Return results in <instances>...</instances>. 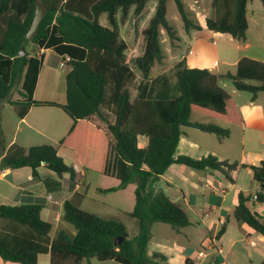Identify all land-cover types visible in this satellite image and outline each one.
<instances>
[{"label":"trees","instance_id":"trees-1","mask_svg":"<svg viewBox=\"0 0 264 264\" xmlns=\"http://www.w3.org/2000/svg\"><path fill=\"white\" fill-rule=\"evenodd\" d=\"M150 1L0 0V102H9L19 117L25 116L34 105L62 107L73 119V124L59 144L77 153L85 171L92 170L121 181L118 187L105 191L136 182L135 205L130 215L138 223V233L131 236L123 221L86 210L78 200L70 198L63 204V219L77 229V234L60 228L52 236L53 224L42 217V204H0V218L23 227L22 232L0 233V256L4 260L38 264L39 254L50 253L51 264L90 263L93 257L123 264L167 261L163 252H149L154 237L153 223H169L177 231L193 224L179 202L164 190L155 189L161 175L173 165L188 166L196 171L215 170L230 182H235V171L251 168L261 188L256 194L239 191L233 214L237 221L264 236L261 215L248 205L252 198L264 203V159L249 164L221 160L214 154L201 158L177 154L183 126H195L225 139L231 131L219 122L242 125L238 107L220 80L230 79L237 90L251 93L255 100L264 92V61L243 56L235 72L221 74L206 67H191L184 57L174 67L177 94H172L176 87L171 83L174 76L168 72L156 77L148 91L147 79L153 67L163 63L166 57L162 46L163 30L173 42L180 38L167 17L168 0H157L155 12L149 18ZM249 1L212 0L214 12L206 17V27L245 40L249 28ZM39 2L44 5V16L38 29L28 38ZM261 2L264 7V0ZM176 3L185 31L203 28L186 9L183 0H176ZM103 13L108 15L107 25L100 20ZM131 14V19L139 16L140 20H146L140 31L142 54L135 59L143 75L136 96L131 91L136 71L128 61V44L121 31V25L131 21ZM30 44L51 48L64 58L71 57L70 68L65 74V103L34 98L42 59L31 53ZM22 47L26 49L24 55L19 54ZM18 85L21 98L13 99L12 93ZM107 87L112 90L110 98ZM170 93L173 96L163 97ZM112 101L116 104L114 110L109 107ZM193 113L213 121H192ZM140 136L147 137L146 146L139 144ZM4 142L0 121V151L4 149ZM1 166H29L35 179L39 178L40 166L60 176L69 174L72 180L77 175L75 166L65 161L57 145L49 143L30 147L14 143L1 158ZM225 232L226 222L217 232V238L220 240ZM121 237H124L123 242L116 244V239ZM193 263L194 259L186 257L185 264Z\"/></svg>","mask_w":264,"mask_h":264},{"label":"crops","instance_id":"crops-1","mask_svg":"<svg viewBox=\"0 0 264 264\" xmlns=\"http://www.w3.org/2000/svg\"><path fill=\"white\" fill-rule=\"evenodd\" d=\"M251 6L254 8H252ZM255 7L256 9H258L260 17H262V22H252V20H254ZM250 12L251 15H249ZM262 12H264V9L261 8V5L260 3H258V1L250 0L248 2L249 28L247 31L246 39L243 41L237 40L227 33L214 32L212 30H209L206 27L205 22L207 16L204 18L203 21H198L199 23H201L203 28L200 30H191L190 32L186 31V36L190 38V42H187L186 40L184 41L183 38L180 37L176 40V43H173L174 52L176 53V49H179L181 47V43L184 42V52L179 53L178 55L174 53L173 58H170L168 55L165 54L166 57L164 59V62L161 63L162 69L158 71L155 75H150L147 79L148 85L150 84V87H148V91L152 88L153 81L156 79V77L165 72L170 73V71L174 69L175 65L184 57L186 58L188 65L191 67H206L214 72H218L221 74L227 72H235L237 68V63L243 56H248L264 61V13ZM31 53H36L42 59V63L39 70L38 82L34 90V98L37 100L56 101L60 104L65 103V90L62 96H55V92H53L52 87H50V83L52 82V78L54 76L53 70L57 67H60V62L64 59V57L62 55L57 54L51 48H38L35 45L32 46ZM169 59L171 60L170 63L168 62ZM131 68L136 71L135 80L138 81L137 92L133 95L136 96L139 92V85L143 80V75L136 67L131 66ZM43 76L47 78V87L46 89H44V91H40L39 83L41 77ZM15 90H17L18 92L17 95L14 94ZM15 90L12 93V98H21V86L18 85ZM227 91L233 97L242 117V125L239 126L242 132V143L244 144L247 138L250 141L255 142V147L252 146L253 148L248 149H246L245 147L242 148L241 155L239 156L240 158L232 159L225 154H221L217 150H210L209 148H206L204 156L208 154H214L221 160L227 159L230 161L257 164L264 159V104L261 103V98L264 92H261L255 100H252V96L246 97V100H243L242 104H240V102H238V100L236 99L235 95L238 94V90L234 87L233 90ZM0 121L2 126L3 138L5 141L4 149L0 151V204H42V217L53 224L52 231L54 230V232H51L52 236H54L60 228H64L63 222L66 220L63 219V204L66 199L75 198L79 201L82 208L86 210H91L97 214L101 213L99 209H102L103 205H111H108L106 202H102L100 200L97 201L94 194L91 193L92 190H95L99 193L115 194V201L113 204L118 210V207L121 202L125 204V191L127 189V186L124 188H119L117 190L105 191L106 189L118 187L121 181L116 178L118 181H115L111 186H101L100 183L97 184L96 182H94V177H92L93 179L92 181H90L88 173L89 171L84 170L83 165L79 161L77 153L73 149L59 144V141L68 133L69 129L73 124V119L64 111L62 107L58 105H34L29 109L25 116L19 117L14 107L6 100H3L0 102ZM248 130H250L251 133H247ZM142 137L146 138V144H144V146H146L148 139L146 136ZM225 139L220 140L222 141ZM14 143H18L25 147H30L35 144L43 143L57 145L58 152L63 157L65 156V154H63L61 150H63L65 153H67V155H69V157L65 156L66 162L75 166L77 171L75 180H72L69 174H64L60 176L55 171L47 168L46 166H40L38 168V179L34 178L33 169L29 166H24L20 168L2 167L1 158L3 157L7 149ZM181 144H183V147L187 150L191 148H199L202 150L200 143L197 140L188 139L185 131L182 137L180 138L177 154L184 153L180 150ZM185 153H188V151ZM169 170L178 172L183 177H185V180H189L184 174V167H177V165H173L168 169V171ZM198 172L201 173L200 178L202 180L203 178L205 179L207 176L215 177V179L218 180L219 184L217 188L208 185L209 183L207 182H204L203 184L204 187L210 191V195L212 197L216 196V193L219 191L223 192L224 194L229 193V190L226 191L227 187L223 185L221 178L216 175V172L218 171L206 169L204 171ZM233 176L235 178V182L230 183H232L233 188L237 189L238 193L239 191H245L252 194H256L261 188L260 183L254 179L253 172L249 167L235 171L233 173ZM161 178H165L167 182L171 183V179L168 178L165 173L161 175ZM192 185L197 190L198 197L200 199H203V201L206 200V194L198 190L197 181L192 182ZM218 201L220 208L224 209L223 202L226 201V195L224 197L219 198ZM237 202L238 195L236 196L235 205ZM250 203H252L251 208L261 215L262 221L264 222V203L257 202L253 198L250 200ZM216 205V203H213L211 209L217 208ZM206 213L208 212L206 211ZM229 220L230 216L227 212L226 214L221 213V215H219V222L221 223V225L226 222V232L220 239L221 246L224 240H226L227 234L229 232ZM239 224L240 228L247 235V238L254 235V232L252 231L249 225L244 222H239ZM185 228L186 227H183L177 231L172 227L173 232L178 238L185 235ZM0 229V233L4 234H7L8 232L13 233L16 231H23L22 226L16 225L11 221L2 218H0ZM72 234L76 235L77 231ZM154 239L155 234L152 240ZM257 239L259 243L264 246V236L262 234H259L257 235ZM176 240L177 239L169 242L170 246H168L169 250L167 253L163 252L168 257L167 264H172L173 260L180 257V254L174 249V247H179L180 245V243ZM251 245L256 246L257 244L254 240H251ZM42 255L47 256L46 264H51L50 253L39 254L38 264ZM199 257L205 258L206 255L200 253ZM190 258L194 259L193 264H196V256ZM262 260L259 264H261ZM83 263L84 261L81 264ZM0 264L21 263L7 261L0 256Z\"/></svg>","mask_w":264,"mask_h":264},{"label":"rangeland","instance_id":"rangeland-1","mask_svg":"<svg viewBox=\"0 0 264 264\" xmlns=\"http://www.w3.org/2000/svg\"><path fill=\"white\" fill-rule=\"evenodd\" d=\"M260 3L261 8L263 5L260 0H255ZM157 0H151L149 2V10L148 15L149 18L153 16L155 12V7L157 5ZM186 5V9L192 13V16L197 19V21H203L206 16H210L213 14L214 9L212 7V0H183ZM254 5V3H253ZM252 5V6H253ZM251 6V7H252ZM256 6V5H255ZM254 8V7H252ZM264 13V12H262ZM133 14V13H132ZM130 15V19L131 16ZM251 15V12L249 13ZM120 17V15H119ZM167 17L170 23L174 26L175 30L177 31V35L183 40L190 42V38L186 36V31L184 27V22L182 20L181 14L178 10L176 0H168V13ZM129 19V20H130ZM101 22L105 25L108 24V15L107 13H103L100 18ZM128 20V22H129ZM145 19L140 20L139 16H133L129 23H125L121 25V31L123 36L125 37L127 43L129 44L128 49V59L129 63L132 67L137 68V64L135 63V59L138 55L141 54L140 48V31L145 23ZM262 22V17H260L258 9H254V20L252 22ZM162 46L166 55L170 58L174 56V48L173 43L170 36L167 34L165 30H163L162 34ZM185 43H181V47L176 49V55L179 53H183L185 50ZM33 44L28 46V49L31 51ZM170 59L168 62L170 63ZM162 69L161 64H157L153 67L151 75H155L158 71ZM67 70H62L60 67H57L53 70V78L52 82L50 83V87H52L53 92H55V96H62L65 90V74ZM170 73L174 76V69L170 71ZM171 83L175 85V89L172 90V94H177V79L174 76V79H171ZM220 84L224 86L227 90H233L234 86L232 81L228 78L221 79ZM137 85L138 81L134 80L131 83V91L134 93L137 92ZM18 87V86H17ZM16 87V88H17ZM40 91H44L47 87V78L45 76L41 77L39 83ZM175 90V91H174ZM112 90L107 87V93L110 98ZM238 94L236 95V99L240 104H242L243 100H246V97L251 96V93L247 91H240L238 90ZM15 95L18 94L17 90L14 92ZM171 94V93H170ZM163 95L166 96H173V95ZM261 103L264 104V94L261 98ZM109 107L111 109H115L116 104L114 101L110 103ZM192 121H198L203 123H209L213 121V119L204 116L202 114L193 113L191 116ZM221 123V122H219ZM221 125L228 127L231 131V134L225 140H220L216 134L203 131L195 126L187 125L183 126L182 128L187 134L188 139L197 140L202 150L199 148H191L189 150L183 147L181 144V152L183 154L190 155L195 158H201L204 156V152L206 148L210 150H217L221 154H225L228 157L240 158L242 148H253L255 147V142L250 141L246 138L245 143H242V132L239 126L229 125L225 123H221ZM247 133H251L250 130ZM139 144L144 146L146 144V138L140 136ZM253 146V147H252ZM70 151V150H69ZM188 153H185L187 152ZM65 156L69 157L67 153L61 150ZM178 152V151H177ZM60 154V153H59ZM61 155V154H60ZM62 156V155H61ZM64 156V157H65ZM63 157V156H62ZM63 157V158H64ZM66 161V157L64 158ZM68 160V159H67ZM177 167H184L185 171L184 174L189 180H185L180 173L174 172L173 170H167L165 175L171 179V183L167 182L165 178H160L157 182L155 189L159 190L162 189L164 192L173 200L179 202L187 211L190 220L193 224L186 226L184 230V236L176 237V234L173 232L172 226L169 223L165 222H154L152 225V232L155 234V239L152 240L149 244V252L152 253L154 251H162L167 253L170 246V241L177 239L180 243L179 247H174L175 251L180 254V257L173 260L172 264H184L185 258L195 257L196 256V264H206V263H214V264H259L262 258L264 257V246L259 243L257 239V235L260 233L252 230L254 235L247 238V235L244 231L240 228L239 222L236 220L233 214L236 196L238 195L237 189L233 188L232 183L220 172H216L223 185L227 187L226 191L229 190L228 194H224L223 192L219 191L216 193V196H211L210 191L204 187V182L209 183L208 185L214 186L217 188L218 180L215 177L207 176L203 180L200 178L201 173L193 170L188 166L177 165ZM89 178L92 181V177L95 178L97 184L100 183L101 186H111L115 181H118L114 177L106 176L104 174L89 170ZM201 180V181H200ZM197 181L198 183V190L202 193L206 194V200L200 199L198 197L197 190L193 187L192 182ZM137 186L136 182L129 183L127 185V189L125 191V204L121 202L119 205V210L114 206V195L113 193H99L95 190H92L91 193L94 194L97 201L100 200L102 202H106L108 205H103L102 209L100 210L101 216L115 218L118 220L123 221L130 233L131 236H134L138 233V223L137 219L130 215V211L133 210L135 204V193L134 190ZM226 195V201L223 202V208H220L219 205V198L224 197ZM185 196V197H184ZM93 203V202H91ZM216 203L217 208H213L212 204ZM248 205L251 207L252 203L248 202ZM93 207V206H92ZM225 210V212H224ZM91 211V210H90ZM206 211L208 213H206ZM226 212L230 216L229 220V232L227 234L226 240L222 243V248L224 250L223 255L219 254L217 250L212 247L208 249V245L211 243V237L217 234V232L221 229L222 225L219 222V215L221 213L226 214ZM64 228H66L71 233H75L77 229L68 221H64ZM247 227V226H246ZM183 228V227H182ZM1 230V229H0ZM54 230L52 231V233ZM212 234V236H211ZM251 240L256 242V246L251 245ZM203 253L206 255L205 258L199 257V254ZM198 256V257H197ZM46 255H42L40 258L39 264H46ZM83 264H123L116 260L108 259V260H100L97 257H93L91 262L88 263L84 261ZM161 264H167V261L161 262Z\"/></svg>","mask_w":264,"mask_h":264},{"label":"water","instance_id":"water-1","mask_svg":"<svg viewBox=\"0 0 264 264\" xmlns=\"http://www.w3.org/2000/svg\"><path fill=\"white\" fill-rule=\"evenodd\" d=\"M43 16H44V5L39 2L37 4V7H36V10H35V15H34V19H33V22H32V25L28 31V38H31L32 35L35 33V31L38 29L42 19H43ZM20 55H24L26 54V49L25 47H22L21 51L19 52ZM124 240V237H121V238H117L115 243L116 244H121Z\"/></svg>","mask_w":264,"mask_h":264},{"label":"built area","instance_id":"built-area-1","mask_svg":"<svg viewBox=\"0 0 264 264\" xmlns=\"http://www.w3.org/2000/svg\"><path fill=\"white\" fill-rule=\"evenodd\" d=\"M70 61H71V57L70 56H66L61 62H60V68L62 70H69L70 68ZM211 243L208 245V249L214 247L217 252L221 255H223L224 250L220 244V240L217 238V234H215L214 236H212L211 238Z\"/></svg>","mask_w":264,"mask_h":264}]
</instances>
